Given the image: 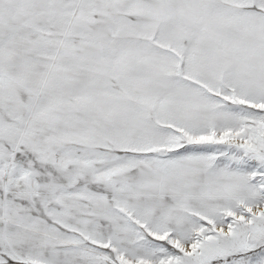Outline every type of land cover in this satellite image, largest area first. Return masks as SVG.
I'll return each instance as SVG.
<instances>
[{
	"label": "snow or ice",
	"instance_id": "6c2138e0",
	"mask_svg": "<svg viewBox=\"0 0 264 264\" xmlns=\"http://www.w3.org/2000/svg\"><path fill=\"white\" fill-rule=\"evenodd\" d=\"M0 264H264V0H0Z\"/></svg>",
	"mask_w": 264,
	"mask_h": 264
}]
</instances>
